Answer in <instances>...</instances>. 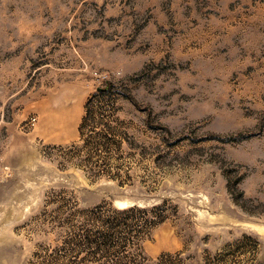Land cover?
<instances>
[{"label":"rangeland","instance_id":"obj_1","mask_svg":"<svg viewBox=\"0 0 264 264\" xmlns=\"http://www.w3.org/2000/svg\"><path fill=\"white\" fill-rule=\"evenodd\" d=\"M0 264H264V0H0Z\"/></svg>","mask_w":264,"mask_h":264},{"label":"trees","instance_id":"obj_2","mask_svg":"<svg viewBox=\"0 0 264 264\" xmlns=\"http://www.w3.org/2000/svg\"><path fill=\"white\" fill-rule=\"evenodd\" d=\"M111 89L112 88H110V87H105L104 90L101 93H99V95L100 94L104 95L106 93H110ZM99 95L98 94L94 95L92 98H90L88 100V102L86 104V114L83 118L82 125L86 124V121L91 119L93 117V115L96 113V111H97L96 106H94L93 102H94V98L98 97ZM102 125L104 127L109 128V126L106 123H102ZM102 134L104 135V138L110 142L109 147H111L115 151H120L122 149L124 141L128 140V144H129L130 148H132V149L141 148L140 154L143 156L146 155L148 148L146 146H144L143 144H140L139 142H137L133 137H127L128 135L126 132L115 130L113 133H109L108 131H104ZM120 158H121V156H119L117 158L116 162L112 166H109L110 163H108L106 161V159H103V160L101 159V163L98 164L100 174H104V175H108L110 177H113V178L119 180L121 183H123V181L126 182L124 179L120 180V179H122L123 174H124V176H126V179H130L129 173H127V171H124L122 163H120V161H118ZM90 160L91 159L89 157L88 162H90ZM123 171H124V173H123ZM101 208H102V205H98L95 207V209H97V210H100ZM133 208H127V209L123 210V209H118V208L114 207V211L115 212H122V211H128L129 209H133Z\"/></svg>","mask_w":264,"mask_h":264}]
</instances>
